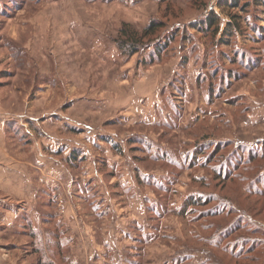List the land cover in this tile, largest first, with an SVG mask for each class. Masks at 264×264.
I'll list each match as a JSON object with an SVG mask.
<instances>
[{"label": "rangeland", "instance_id": "obj_1", "mask_svg": "<svg viewBox=\"0 0 264 264\" xmlns=\"http://www.w3.org/2000/svg\"><path fill=\"white\" fill-rule=\"evenodd\" d=\"M201 1L205 6L198 9L196 0H168L167 27L159 41L132 56L119 47V30L124 24L142 30L151 20H163L165 3L24 0L12 17L0 12V39L17 36L26 19L22 11L55 8L61 21L75 13L82 25H106L125 56L122 66L109 64L124 80L118 93L109 81L107 114L82 106L106 99L93 86L98 68L87 64L85 74L76 65L89 83L69 90L60 102L75 100L74 114L82 123L62 128L60 137L49 135L47 141L54 150L60 148L58 190L45 196L44 207L36 208L30 198L16 225L0 224V264H264V177L256 184L263 191L249 193L250 179L262 170L239 162L246 157L243 146H263L264 125L254 126L251 111L264 101V37L246 29L259 41L244 42L239 36L227 45L221 40L229 13L219 0ZM252 10L245 15L251 22L252 14L261 13L260 7ZM213 11L222 16L219 35L193 27ZM259 24L264 26V15ZM165 42L169 47L156 58ZM242 47L260 56L252 68L231 59L234 48ZM6 52L1 42L0 58ZM4 67L14 69L12 63ZM24 77L17 71L8 79L1 97L8 112L18 113L29 95L30 89L20 93L22 85L28 89ZM237 147L243 148L233 154ZM217 169L239 177L218 178ZM23 214L40 229L39 237L31 235Z\"/></svg>", "mask_w": 264, "mask_h": 264}, {"label": "crops", "instance_id": "obj_2", "mask_svg": "<svg viewBox=\"0 0 264 264\" xmlns=\"http://www.w3.org/2000/svg\"><path fill=\"white\" fill-rule=\"evenodd\" d=\"M22 13H25L23 16L26 19H21L19 24L17 34L19 38L12 33L0 39V43L2 42L7 50L4 59L0 58V67L3 64L9 66V63L14 65L12 70L6 67L0 68V224L2 225L14 223L16 225L17 216L28 210L26 207L30 198L35 200L36 208L44 207L45 196L58 190L60 181L58 168L61 160L56 154L59 153L60 148L58 146L54 150L47 141L49 135L60 137L62 128H75V125L82 123L74 114L77 108L75 100L69 99L66 105L60 102V97H69V90L76 91L81 84L86 81L89 83V77L85 78L86 76L78 73L85 71L86 74L89 71L87 64L98 68L92 79L93 86L99 89V95L105 98L109 90V81L115 83L118 93L122 89L120 85L124 80V76L115 72L116 67L112 69L109 67V64L117 65V63L122 66L125 56L117 47L113 37L109 35L106 25H82L75 13L67 14V19L61 21L60 10L55 8L42 7ZM62 22H66L67 25L61 24ZM17 49L20 51L18 52ZM61 50L67 53L66 57L60 56ZM76 65H79L78 73ZM17 71L25 74L23 83L28 87V89L22 88L24 86L22 85L20 93L29 89L30 92L29 97L26 96L24 102L21 101L19 112L13 113L1 106V97L8 86V79L16 75ZM90 85L88 84V87ZM99 102L98 105L87 102L82 106L94 111L98 109L100 113L107 114L105 112L107 98L104 102L101 100ZM251 112L254 126L264 125V101ZM64 113H67V116ZM102 122L108 124V120ZM79 127L96 128L93 124H82ZM49 159L56 165H53ZM30 194L33 196L29 197Z\"/></svg>", "mask_w": 264, "mask_h": 264}, {"label": "trees", "instance_id": "obj_3", "mask_svg": "<svg viewBox=\"0 0 264 264\" xmlns=\"http://www.w3.org/2000/svg\"><path fill=\"white\" fill-rule=\"evenodd\" d=\"M161 5L165 3V12L163 13L164 16H162L163 20H151V22L142 30L136 29L134 26L129 24H124L121 29L119 30V34L121 35L120 39L118 41V45L121 48V50L127 54L128 56H132L138 52H140L144 46L147 43H152L155 40L159 41L160 35L162 34V31L166 29L167 27V21L164 20L165 15L169 11L170 4L168 5V0H159ZM200 1V2H199ZM17 0H0V12L3 14V16H11L15 13V10L19 9L21 5L23 4L24 0H20L19 5H15ZM10 3H13L14 10H10L9 6H11ZM195 7L202 8L205 6V2L201 0H196V3L194 5ZM219 7L222 8L223 12L227 11L230 16V20L227 23V25L222 30V16L221 13L217 12H211L208 16L205 18L195 21V24H193V27L196 29H199L204 34L209 35H219L221 30L223 32L224 37L222 38V42L229 45L233 38L243 36L244 42H248V40L252 39L254 42L259 41V38L256 36H253L251 33L246 35L245 30H249L251 32H254L257 34H260V36L264 37L261 32L263 30L264 26H261L259 24L260 21H262V16L264 15V0H219ZM260 7V14H252V22L246 18L247 13H251L253 11L252 9L256 10ZM240 10V13H232L233 10ZM0 13V14H1ZM166 13V14H165ZM167 16V15H166ZM261 17V18H259ZM163 29V30H162ZM178 31V30H177ZM186 37V36H185ZM172 38V37H171ZM188 39V38H187ZM169 41V40H168ZM221 42L218 43V45ZM149 45V44H148ZM246 44H244L245 47ZM217 46V45H216ZM169 47V43L165 42L162 44L158 50L155 51L156 58L160 57V54L162 51L167 49ZM18 52L20 51L17 49ZM234 54L232 55V60L235 63L242 62V66L244 68H252L255 66L254 61H258L260 56L254 57L252 54L247 50L246 48H234ZM230 57V56H229ZM219 67V66H217ZM218 74L220 72H217ZM217 74V75H218ZM216 75V73H215ZM216 77V76H215ZM261 90H263L262 87H260ZM249 109V108H248ZM259 144L264 146V137L259 139ZM224 144L218 145L216 149H219L220 147H223ZM220 146V147H219ZM259 148L258 150H253L254 148L251 147V145H245L243 146L245 148V154L246 157H241L239 162H246L247 166L251 165L252 167H255V169H261L262 174H257L256 177L250 179L249 184L247 186V190L249 193H259L262 192V188H258L256 184H258L261 179L264 177V165L263 166H255L254 163L259 160L260 162H264V147ZM219 147V148H218ZM243 147H237L232 153L236 154L237 151H240ZM232 156H228V158L231 159ZM71 162H74V159L71 158ZM236 167V164H233ZM250 166V167H251ZM222 169V168H221ZM231 170L227 171L225 175H223V171L217 169V175L218 178L224 177V179L228 178V181H231L232 179H237L239 176L237 174L231 175ZM262 175V176H261ZM251 178V177H249ZM189 198V202H190ZM50 202V201H49ZM48 202V203H49ZM26 214H23L21 218L27 219L29 223V230L31 232V235L33 237L40 236V229L38 227L32 226L33 222L32 219L29 216H25ZM39 239V238H37ZM58 248V245H56ZM39 252L42 254V250L38 248ZM43 255V254H42Z\"/></svg>", "mask_w": 264, "mask_h": 264}]
</instances>
